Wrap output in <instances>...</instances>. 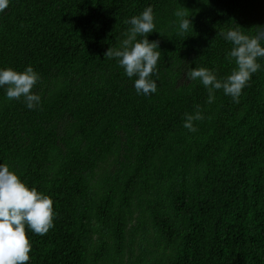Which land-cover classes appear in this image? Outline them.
Returning a JSON list of instances; mask_svg holds the SVG:
<instances>
[{
	"label": "trees",
	"instance_id": "16d2710c",
	"mask_svg": "<svg viewBox=\"0 0 264 264\" xmlns=\"http://www.w3.org/2000/svg\"><path fill=\"white\" fill-rule=\"evenodd\" d=\"M148 6L160 57L145 96L105 53ZM177 10L194 29L179 32ZM258 26L264 0H9L0 67L31 65L41 102L0 88V162L55 212L46 234L26 227L27 264H264V58L238 102L221 89L208 103L185 74H231L221 33Z\"/></svg>",
	"mask_w": 264,
	"mask_h": 264
},
{
	"label": "clouds",
	"instance_id": "9594fccd",
	"mask_svg": "<svg viewBox=\"0 0 264 264\" xmlns=\"http://www.w3.org/2000/svg\"><path fill=\"white\" fill-rule=\"evenodd\" d=\"M8 5L9 0H0V12ZM175 15L179 18L180 33L194 29L190 15L186 12L177 10ZM126 23L131 25L127 38L122 41L119 49L109 48L105 57L117 58L125 74L129 78L135 77L137 94H154L157 92V81L152 79V75L156 71L160 51H157L158 42L148 39V34L155 30L152 7H146ZM258 29V33L251 36L239 28L221 33L232 44L228 56L236 64L231 74L223 79H218L215 71L206 67H190L185 73L189 80H199L208 89V103L215 99L214 90L221 89L225 95L238 102L252 74L260 70L258 58H264V26H258ZM39 79V74L31 65L23 71L0 67V88L5 89L6 97L9 100L23 98L29 109H34L41 102L40 95L32 91ZM201 119L203 116L200 111L195 114L186 113L183 127L195 132L197 129L193 122ZM54 216L51 197L38 191L35 186H29L8 164L0 162V264H27L31 243L26 227L35 234L44 235L54 226Z\"/></svg>",
	"mask_w": 264,
	"mask_h": 264
}]
</instances>
